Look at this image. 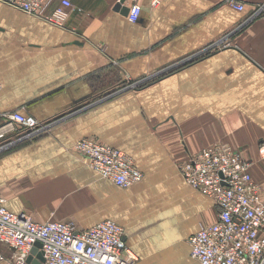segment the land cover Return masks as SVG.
<instances>
[{
  "label": "crops",
  "instance_id": "1",
  "mask_svg": "<svg viewBox=\"0 0 264 264\" xmlns=\"http://www.w3.org/2000/svg\"><path fill=\"white\" fill-rule=\"evenodd\" d=\"M71 1L63 26L0 2V112L55 121L0 157V193L38 222L118 223L138 264H200L188 240L217 208L180 165L227 144L252 160L264 196V0H238L243 11L226 0L144 1L137 23L121 12L127 0ZM85 137L123 150L143 180L101 178L75 149ZM8 256L0 245V264Z\"/></svg>",
  "mask_w": 264,
  "mask_h": 264
},
{
  "label": "built area",
  "instance_id": "2",
  "mask_svg": "<svg viewBox=\"0 0 264 264\" xmlns=\"http://www.w3.org/2000/svg\"><path fill=\"white\" fill-rule=\"evenodd\" d=\"M56 1L0 0L24 14L63 26L73 4L71 0H59L58 6L53 7ZM127 1V19L131 23L139 21L144 1L153 8L162 2ZM227 1L236 10L245 9L238 0ZM2 117L7 123L0 130V139L12 131L14 124L32 135L42 132V122L34 116L14 111ZM75 149L101 178L120 188H129L143 180V173L123 150L89 138L79 140ZM258 154L264 160V141ZM253 165L252 160L227 144L205 147L180 165L184 180L211 198L217 208L215 223L203 226L188 240L191 256L200 264H264V196L253 176ZM125 236L124 228L111 220L85 230L74 222L35 221L25 212L10 210L8 200L0 193V245L10 250V256L5 258L7 264H31L30 257L37 259L33 255L37 243L41 244L39 252L43 254L44 264H138L140 258Z\"/></svg>",
  "mask_w": 264,
  "mask_h": 264
},
{
  "label": "rangeland",
  "instance_id": "3",
  "mask_svg": "<svg viewBox=\"0 0 264 264\" xmlns=\"http://www.w3.org/2000/svg\"><path fill=\"white\" fill-rule=\"evenodd\" d=\"M226 2L228 3V1L226 0ZM73 9V7L71 8ZM82 13V12H81ZM86 13V12H84ZM200 57H197L195 58L196 59H199ZM162 74H160L159 78L160 77H164L168 74L167 71H163L161 72ZM153 77H157L156 75L153 76ZM151 80V77H149L148 79H143V80H127L126 82H124L123 84L119 85L116 89H124L125 87H127L128 89H137V88H142L144 86H146V83L148 82V80ZM1 84V83H0ZM2 91H3V86L1 84V94H2ZM0 94V95H1ZM97 102H91L85 106L82 107L81 109V112L80 113H88V111L90 112V110H92V108L95 107V105ZM99 104V103H98ZM12 112L14 111H5V112H0V118H3L2 117V114L3 115H7V114H11ZM79 113V114H80ZM32 116V115H31ZM38 119V118H37ZM39 120V119H38ZM7 121V120H6ZM5 121V119H0V130L1 128L3 127V125H5L7 122ZM41 121V120H39ZM3 122V124L1 123ZM42 122V132L40 133H37V134H30L27 130H25L24 128H22L21 126L17 125V124H14L13 127H12V131H10L8 134H6L2 139H0V147H3V146H8L10 145V147L6 148V149H0V157H2L3 155H5V153H10V151H14L15 149L19 148V147H24V146H27L30 141H33V140H36V139H39V138H42V137H45V135H47L50 131H52L53 129V122H55L54 120L52 121H41ZM36 131L32 132V133H35ZM95 139L97 141H99L100 143L102 144H105L104 142L100 141L99 139H96V138H90V137H85L83 139ZM82 140V139H81ZM13 145V146H12ZM113 147V146H112ZM116 148V147H114ZM118 149V148H117ZM82 156V155H81ZM83 157V156H82ZM85 158V157H84ZM259 159V158H258ZM257 160V159H256ZM88 162V161H87ZM258 162V160H257ZM88 165L89 167L91 168L89 162H88ZM92 169V168H91ZM75 223V222H74ZM76 224V223H75Z\"/></svg>",
  "mask_w": 264,
  "mask_h": 264
},
{
  "label": "water",
  "instance_id": "4",
  "mask_svg": "<svg viewBox=\"0 0 264 264\" xmlns=\"http://www.w3.org/2000/svg\"><path fill=\"white\" fill-rule=\"evenodd\" d=\"M118 8H120V6ZM121 12H122V14L127 16L128 12H129V9L127 7H125V8L122 9ZM39 248H41V244L37 243L35 248H34V250H33V255L37 256V259H34L33 257H30L29 258V262L31 264H44L45 260H44L43 254L41 252H39Z\"/></svg>",
  "mask_w": 264,
  "mask_h": 264
}]
</instances>
